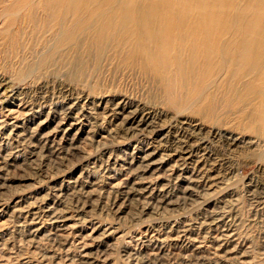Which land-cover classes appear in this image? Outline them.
<instances>
[{
    "label": "rangeland",
    "instance_id": "rangeland-1",
    "mask_svg": "<svg viewBox=\"0 0 264 264\" xmlns=\"http://www.w3.org/2000/svg\"><path fill=\"white\" fill-rule=\"evenodd\" d=\"M7 18H0V78L7 81L0 103V264H264V140L251 125L228 109L214 113L208 99L172 107L154 71L130 72L118 62L103 77L80 79L68 62L45 65L40 47L31 55L30 37L16 54L2 34ZM120 101L151 128L137 137L120 133L110 118ZM154 127L168 136L163 145L151 136ZM229 135L244 144L229 143ZM143 154L175 157L135 180ZM210 168L218 186L186 192L192 173Z\"/></svg>",
    "mask_w": 264,
    "mask_h": 264
},
{
    "label": "bare ground",
    "instance_id": "bare-ground-1",
    "mask_svg": "<svg viewBox=\"0 0 264 264\" xmlns=\"http://www.w3.org/2000/svg\"><path fill=\"white\" fill-rule=\"evenodd\" d=\"M13 1L5 6L6 0H3L1 2L4 6L3 12L0 14L1 19L9 17L4 23L2 22L5 31L2 34L6 33L5 39L10 50H25L28 41L27 39L25 41V38L30 37L31 55L35 56L36 48L40 47V52L43 51L46 55L45 60L49 61L45 65L50 66L53 63L62 67L68 62L66 64L72 70L77 69L80 79H86L94 72L96 77H103L107 74L105 71L118 62L116 68L124 67L125 64L130 72L136 68L154 71L162 82L166 100L171 106L181 109L208 99V103H212L214 113L220 108L228 109L225 113L238 115L239 119L251 125L250 128L264 140V0ZM214 27L220 29L216 30ZM58 50H62L58 59L66 52V56L61 58L62 62L55 59ZM19 53L20 51L16 54ZM16 58L19 66L25 64L23 57L16 55ZM85 64L89 66H83ZM27 66V69H34L31 67L32 64ZM6 82L5 79L0 78V103L7 97ZM226 98L228 101L225 100ZM235 101L238 102L234 108H229L230 103ZM120 102L115 103L112 115L109 114L111 119L113 117L114 121L121 124L120 133L137 137L147 128H151L149 122L137 120L135 115H130L127 108L121 105L125 101ZM94 103H98L97 100ZM98 116L99 114L97 118ZM100 116L104 119L103 115ZM157 127H154L151 136L157 138L155 142L160 146L169 138L159 137ZM227 141L244 144L243 140L233 135H229ZM150 154H143L135 161L141 169L135 180L142 174L150 172L154 174L163 169L165 161L169 162L175 157V154H167L153 161V155ZM178 161L179 159L176 160ZM210 169L201 171L197 175L193 172L188 180L189 188L186 192L190 190V194H200L198 190L201 187L204 188L203 190L216 188L221 179L213 169ZM134 185L138 186L137 182L133 187ZM257 198L259 199L255 195L254 199ZM228 230L224 229L226 233ZM192 241L195 242L193 239ZM82 257L83 260L89 261L86 254Z\"/></svg>",
    "mask_w": 264,
    "mask_h": 264
}]
</instances>
